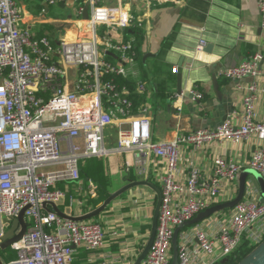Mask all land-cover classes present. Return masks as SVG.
Listing matches in <instances>:
<instances>
[{
    "label": "built area",
    "instance_id": "2783aa9c",
    "mask_svg": "<svg viewBox=\"0 0 264 264\" xmlns=\"http://www.w3.org/2000/svg\"><path fill=\"white\" fill-rule=\"evenodd\" d=\"M39 1L54 6L63 0ZM100 1L91 0L90 38L56 45L21 30L18 0H0V245L23 211L27 224L22 239L11 246L16 258L6 264H73L78 248L88 252L103 248L106 234L99 222L68 220L46 211L43 204L66 202L70 211L83 207L84 199L57 187L68 183L98 200L99 186L82 180L81 162L122 153L134 154L142 176L148 174L152 157L166 162L156 235L142 264H171L176 228L219 204L224 184L238 191V177L246 168L218 157L210 175L194 167L185 182H178L182 146L199 150L213 142L238 144L253 136L264 141V122L255 120L261 53L222 72L245 93L239 125L230 116L214 129L174 141L153 140L148 108L135 113L127 87L116 83L119 77L127 78V66L135 62L133 46L123 34L132 24L133 3L141 0H120L117 6H100ZM142 1L151 5L150 0ZM257 8L264 31V0H257ZM205 44L200 39L195 49L202 51ZM246 79L252 82L245 86L241 81ZM193 95L203 99L201 92ZM114 125L116 146L107 148L105 131ZM247 167L264 176V147L253 151ZM259 198L260 192L247 183L235 208L211 217L213 229L208 230L204 221L190 236L183 234L179 264L227 262L244 237L259 242L264 234V202ZM102 264H110V257Z\"/></svg>",
    "mask_w": 264,
    "mask_h": 264
},
{
    "label": "crops",
    "instance_id": "0c3cea01",
    "mask_svg": "<svg viewBox=\"0 0 264 264\" xmlns=\"http://www.w3.org/2000/svg\"><path fill=\"white\" fill-rule=\"evenodd\" d=\"M119 1L101 0L98 5L117 6ZM150 1L151 5L142 0L132 5V15L143 23L144 57L143 67L135 61L127 66V70L128 76L140 83L138 92L146 95L144 106L148 108L152 121L153 140L174 141L197 130L214 129L230 116L233 123L239 125L245 93L237 82L226 79L222 72L257 53L264 56V31L257 0ZM139 3H142L141 7ZM18 4L23 15L21 30L30 32L36 39L47 38L57 45L62 41L89 39L92 35L84 11L80 15V10H84L86 5H89L91 14V0H63L59 3L62 13L68 7L76 9L77 18L66 20L52 18V6L39 0H18ZM200 39L206 44L202 51H197L195 48ZM112 58L116 59L113 55ZM174 68L178 69L177 73L173 72ZM260 70L255 120L264 122V61ZM178 75L182 76V89L187 96L177 93ZM241 82L246 86L252 80ZM193 92L203 93V99L188 95ZM117 129L114 125L105 131L107 148L116 146ZM259 146L264 147V141L254 136L238 144L213 142L199 150L182 146L176 180L185 182L194 167L210 175L218 157L238 161L247 169L251 154ZM96 159L104 162L107 172L124 173L125 185L128 180L148 181L161 190L160 177L166 170L165 161L152 157L148 174L142 176L138 174L133 153ZM247 183H251L250 180ZM57 187L85 200L83 207L73 211L69 210L66 202L57 204L59 210L67 215L79 217L87 214L92 210V203L99 202V199L90 200L76 183ZM237 193L233 185L224 184L220 203L232 200ZM177 200L182 202L184 199L177 197ZM157 201L156 191L147 186L136 187L113 201L92 219L99 222L105 231L104 247L95 252L78 248L73 264H102L106 256L110 257V264H135L150 237ZM204 225L208 230L213 229L212 218ZM193 228L182 231L179 243L184 241L183 234H192Z\"/></svg>",
    "mask_w": 264,
    "mask_h": 264
},
{
    "label": "water",
    "instance_id": "95a60500",
    "mask_svg": "<svg viewBox=\"0 0 264 264\" xmlns=\"http://www.w3.org/2000/svg\"><path fill=\"white\" fill-rule=\"evenodd\" d=\"M84 18L86 20L89 19V5H86L84 9ZM210 48V47H209ZM109 55H112L108 53ZM214 85H215V91L218 93V85L216 81L214 80ZM177 93L178 95H185L187 96L186 92L183 91L182 89V76L178 75V85H177ZM191 95V97H194L193 94H188ZM250 180V182L254 185V187L260 192V198L259 200L261 202H264V176L255 172L252 169H245L243 170L239 177H238V193L237 196L227 202L224 203H219L211 208H208L204 212L198 214L194 219L191 221H188L180 226H178L175 230L174 233V238H173V243H172V260L171 264H179L178 261V247H179V239L181 232L188 228L195 226L197 224H200L204 222L205 220L211 218L212 216L222 213L228 210H231L235 208L243 199L244 194H245V189H246V184ZM139 186H147L156 191L157 194V205L153 214V219H152V224H151V234L150 237L142 250L141 254L137 258V261L135 264H142L143 261L145 260L152 244L155 239L156 235V230H157V225H158V216L161 208V201H162V192L159 188H156L153 184H151L148 181H137V182H132L128 180V183L118 189L117 191L113 192L110 194V196L103 201L95 210L84 214L82 216L76 217V216H70L67 215L63 212H61L55 203H44L43 208L46 211H53L59 216L68 219V220H73V221H78V222H84V221H89L97 216H99L104 210L116 199H118L120 196H122L124 193L139 187ZM25 211H23L19 218L13 220L11 227L6 231L4 237L2 238V243L0 245V250L5 251L11 248V246L20 241L24 234L27 231V224L25 221ZM264 243L260 246L259 249H257L249 258L244 260L241 264H264V249H261L263 247ZM226 260H224L222 263H225ZM6 260L0 255V264H6Z\"/></svg>",
    "mask_w": 264,
    "mask_h": 264
},
{
    "label": "trees",
    "instance_id": "16d2710c",
    "mask_svg": "<svg viewBox=\"0 0 264 264\" xmlns=\"http://www.w3.org/2000/svg\"><path fill=\"white\" fill-rule=\"evenodd\" d=\"M125 41L129 42L133 46V51L136 54L135 61L143 67V52L142 47L144 44L145 33L143 29V23L137 20V17L133 16L132 24L129 28L124 31ZM116 83L122 88L127 87L129 91V99L134 104V112L138 113L140 108L145 107L146 95L140 94L138 92L139 82L133 79L131 76L127 78L119 77L116 79ZM175 83V82H174ZM81 178L85 181L93 180L99 186V202H93L92 210H95L99 203L105 201L111 193L109 189L112 187L113 183L106 175L105 164L102 160L93 158L87 160L84 164L80 165ZM117 191V190H116ZM115 192V191H114ZM229 211V210H228ZM227 212V211H226ZM150 227V226H149ZM264 243V234L259 242L253 241L248 237H244L241 244L231 255L225 264H241L244 260L249 258L260 246ZM11 249V248H10ZM6 252H10L8 255ZM6 253V255H5ZM6 262H9L16 258V253L11 249V251H3L0 254ZM218 264H222L219 262Z\"/></svg>",
    "mask_w": 264,
    "mask_h": 264
},
{
    "label": "rangeland",
    "instance_id": "374dc122",
    "mask_svg": "<svg viewBox=\"0 0 264 264\" xmlns=\"http://www.w3.org/2000/svg\"><path fill=\"white\" fill-rule=\"evenodd\" d=\"M139 6L141 7L142 6V3H139ZM51 10L52 11H51L50 16L52 18H57L58 17V18L63 19V20H66L68 18H74V19L77 18L76 9L75 8L68 7L67 9L64 10V13H62L60 11V8H59L58 4H57V5L52 6L51 7ZM60 12L62 14H60ZM133 12H134V10H133ZM106 175L110 179V181L113 183L112 187H110V189H109L110 192H114V191L118 190L119 188H121V187H123L125 185L124 184L125 183L124 182V178H125V174L124 173H118V174H116V173H110V172H107L106 171ZM210 219L211 218H209V219H207L205 221H208ZM261 249H264V245H263V247ZM8 251H11V249L9 248ZM2 252L3 251L0 250V254H2ZM6 253L8 255L10 252H6ZM6 253H5V255H6Z\"/></svg>",
    "mask_w": 264,
    "mask_h": 264
}]
</instances>
